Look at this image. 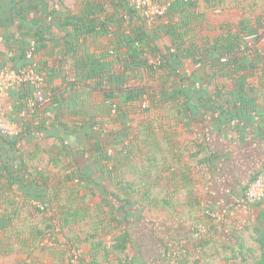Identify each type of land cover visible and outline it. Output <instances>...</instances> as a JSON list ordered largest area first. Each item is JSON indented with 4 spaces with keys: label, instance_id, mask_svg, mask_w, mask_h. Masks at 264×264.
<instances>
[{
    "label": "rangeland",
    "instance_id": "1",
    "mask_svg": "<svg viewBox=\"0 0 264 264\" xmlns=\"http://www.w3.org/2000/svg\"><path fill=\"white\" fill-rule=\"evenodd\" d=\"M51 2L54 0L50 1L49 6ZM133 2L134 0H129L130 5ZM160 2L161 6L167 8L163 16V19H167L171 4L167 0H160ZM58 6L61 5L58 4ZM210 19L220 23L226 18L225 15L219 14ZM161 20H151L149 25L152 26L151 30L158 32L154 40L161 47L163 55L167 56V48L173 52L176 50L175 54H170L169 60L166 62L167 72L173 71L172 79L175 82L177 81L176 72L188 76L194 75L196 72L193 81L196 82L195 89L199 88L203 71H201L202 66L197 64L198 55L190 57L191 48L183 45L178 49V46H174L168 36H163L160 30L161 24H159ZM182 20V15L177 13L176 24L179 27L183 25ZM214 32L206 25V30H197L194 34L201 40L204 36L213 35ZM200 43L201 41L198 42V44ZM151 55L149 53V60L150 64H153L157 60ZM173 55H176V58ZM1 70L19 72L12 66H5ZM129 78L128 82L134 84L137 77L131 75ZM193 81L186 83L187 93L189 90L193 91ZM4 94L7 92L4 91ZM87 102L82 105L81 113L77 117L81 121L89 118L87 122H82V127L85 129L80 131L87 148L84 150L79 146L78 152L65 158L62 163H59L61 169L53 172L64 176V168H69V171L72 172L80 167L82 176L99 185L98 189H95L92 184L82 183L86 186L84 187L79 185L78 181L73 183L68 181V185L71 187L61 190L60 200L71 208L82 207L77 217L83 214H87V216L80 223L64 227L62 215L54 211V206L58 205V201L52 196L51 189L48 192L43 190L45 195L35 194V200L31 205L18 207L13 199L17 192L15 193L3 185L0 199L5 202L1 203L3 206L0 207V214L8 217H5L6 225L0 231V264H52L53 262L55 264H123L126 258L132 260L133 264H170L173 257L176 256L178 257L176 261L181 264L186 261L188 264H255L257 262L261 252L256 241L257 236L253 232L256 223L251 210L245 207V203L239 201L244 188L241 191L232 189L233 184L229 179L230 176L221 174L212 176L210 172L204 175L202 172L204 166L198 165L199 159L196 158L192 163L195 166L193 173L195 179L183 184L184 188L176 193V141L178 128L180 131L184 126V123L176 122L179 111L176 109V106H179L177 102L166 104L162 110L156 109L155 111L152 110L153 108L151 111H146L145 108H148L149 105L140 107L138 103L124 121L119 118L117 111L112 112L109 111V108H102L100 114L94 104ZM118 109L115 107L114 110ZM72 112H77V108H73ZM200 116L198 113L197 117ZM4 118L0 98V124L8 127L3 123ZM156 118L163 119L165 122L164 127L155 128L158 133L157 141L164 150V152L160 151L156 157L159 164H152L150 167L156 170L151 171L148 164L144 165L143 158L146 152L136 148V152H132L128 163L119 172L117 179L119 184L115 186L110 173V169L114 167L112 158L110 164L103 163L101 166L99 157L103 155V152L101 153L100 148L94 149L95 144L88 140L87 136L99 130L98 127L91 128V124L97 125L98 123L102 126L101 129H106L108 133L114 132L122 124H126L132 128V135L136 137L141 132L144 122L155 121ZM117 119H120V122H115ZM79 127L80 125L77 126V128ZM181 132L182 135H186L182 139L187 140V133L190 131L184 127ZM179 138L180 136H178ZM102 140L103 142L109 141L105 148L113 155L121 146V144L115 145L116 141L110 143V139L104 134ZM132 142L129 140L125 145H132ZM15 148L21 151L23 147ZM17 153L5 152L4 158L0 156V166H5L6 158L10 159V163L14 165L11 161L14 157H20ZM119 154L124 155L125 152ZM182 156L184 160H188L190 155L188 156L187 152H182ZM47 163V158L43 157L31 161L30 166L44 170L47 168ZM160 165H162V170L170 167L171 171L164 170L159 173L157 169ZM144 166L146 170L150 171L143 169ZM142 169L146 171L145 174L142 173ZM261 172L263 173L264 169L260 170V174ZM145 175L156 182V185H152L150 190L143 185L142 177ZM50 177L51 180H57V178H52V175ZM158 179L159 182H157ZM14 189L17 190L16 187ZM35 189L28 190L34 193ZM104 190L105 192H103ZM115 192L123 198L122 201L115 202L113 199ZM107 198L111 202H115L114 205L113 203L109 204ZM192 198L194 200L190 204L189 200ZM127 201L132 203L127 207L128 214L119 210ZM17 209L20 213L16 211ZM208 210L211 212L210 216L207 215ZM18 213L19 215H17ZM203 222L212 228V232L201 225ZM125 234L128 235L127 238H124ZM203 235L206 238L204 244L202 240L197 241L198 243L194 241L191 244L192 240ZM32 236L34 237L33 241ZM210 236L216 237L211 238ZM26 239L31 242L27 244L24 241ZM125 245L127 247L125 252L117 251L120 249L118 246ZM185 245L188 249L193 246L188 258L185 257L187 254V249L184 250ZM3 250L5 251L3 252ZM9 251L12 254L5 256V252ZM95 254L97 259L93 260ZM107 254L110 257L106 261L104 258Z\"/></svg>",
    "mask_w": 264,
    "mask_h": 264
},
{
    "label": "crops",
    "instance_id": "2",
    "mask_svg": "<svg viewBox=\"0 0 264 264\" xmlns=\"http://www.w3.org/2000/svg\"><path fill=\"white\" fill-rule=\"evenodd\" d=\"M167 1L171 8L167 19L159 22L160 30L163 36H168L176 46V27L181 28L176 24V14L182 15L183 24L185 21V14H182L177 4L183 0ZM6 2L9 3L10 0ZM194 2L196 12L204 15L195 24L196 30H206L207 25L212 32L215 31L213 35H207L211 42L221 34L220 28L224 25L230 26L240 35L239 39L242 41L247 40L249 36L254 39V35L256 38L260 36L257 45L260 58L251 57L250 60L258 63L264 59V0H225L217 6L214 0ZM4 10L0 8V14ZM51 11V17L43 23L38 22L39 16L36 13L28 10L24 20L15 16L11 23H0V69L12 66L19 72L33 69L36 74H39V71L44 74L42 86L34 81L18 83L10 90L12 92L5 91L7 94L3 93L1 96V106L6 118L3 123L14 133L11 138H0L2 158L5 152H17L15 147H23L22 152H35L33 148L38 140H35L32 128L38 123L48 130L42 135V147L39 152L49 150L47 147L52 146L59 138L75 144V151L78 152V147L84 145V137L82 138L80 131L85 128L80 131L77 129L83 122L77 117L84 103L88 101L107 109L114 103L123 110L127 108L123 96L120 95L109 103L104 102L99 94L102 86L100 82L108 84L106 86L110 88L116 87L107 77L108 70V73L114 76H122L125 73L108 54L109 50H112L111 44L129 39L136 32L134 29L142 26L141 22H132L125 0H54L49 6V12ZM219 14L225 15V21H211V17ZM44 23L50 28V33L42 37L45 47L36 51L38 46L33 38L37 30H40L39 26ZM21 24L23 28L20 29ZM68 44L74 46L73 53H66ZM159 48L162 51L161 47ZM124 50L127 48L124 47ZM30 51H33L32 57L28 56ZM210 58L215 57L211 55ZM108 62L109 68L104 69V66L100 65ZM261 70L254 73L245 71L238 80L226 77L219 80L222 82L220 88L225 94L224 99L227 100L223 103L224 108L228 110L226 114L213 113L212 110L207 113L204 111L205 117L195 116L194 120L189 118L188 124L185 122L180 131L178 128L180 138L177 136V144H180V148L187 152L188 156L209 152L208 158V155L206 158H198V165L203 161L201 165L204 166V175L213 167V176H230L232 189L240 191L246 188L255 173L264 169V72ZM126 84L127 82L124 86H127ZM213 88L209 89L211 94L216 93ZM39 91H43L49 98V103L40 108L37 117L33 118V114L28 112L27 104ZM74 105L76 107H73ZM73 108H77V112L73 113ZM96 109L100 113V108ZM48 117L53 118L47 121ZM184 127L190 131L187 133V140L182 139L186 136L181 132ZM188 158L190 159V156ZM189 159L185 161L188 162ZM190 178L195 179L194 175ZM183 188L184 185L178 184L177 191L180 192Z\"/></svg>",
    "mask_w": 264,
    "mask_h": 264
},
{
    "label": "trees",
    "instance_id": "3",
    "mask_svg": "<svg viewBox=\"0 0 264 264\" xmlns=\"http://www.w3.org/2000/svg\"><path fill=\"white\" fill-rule=\"evenodd\" d=\"M214 1L217 2V6L223 3V1L225 0ZM125 2L129 7V14L132 22H141L142 26L136 27V29H134L136 32L131 35L129 39H126L125 41L121 40L120 42H113V44H111L112 50H109L108 54L114 59V63H117L118 66L125 70V73L122 74V76H114L112 74H109L108 70L107 77H109L110 83L116 84V87L110 88V86H106L108 84H104V82H102L101 84L100 82V85L102 86L99 91V94L104 102L111 103L110 101L118 99L120 95L125 98V101L127 103L126 110L121 109V107L119 105L116 106V104H113L114 106L112 105L109 109V111L112 112L117 111L119 114V118H121L122 121H124L125 117L129 115L131 111L133 112L134 107L138 105V103L140 107H146L147 105H149L148 108H145L146 111H151L152 108V110L155 111L156 109L162 110V107H165L166 104L169 105L171 102H177L179 106H176V109H178L179 111L177 112L176 122H179V124L185 122L186 124H188L189 118H191V120H194L195 116H197L198 113L202 118L205 117L203 113L204 111L205 113H207L212 110L213 113L220 112L221 114H226L228 110L224 108L223 103H225L227 100L224 99L225 94L222 93V88H220L221 83H218L219 80L224 77L238 80L245 71L254 73L257 70L262 69L261 71L264 72V59L259 61V64L255 63L253 60H250L252 59L251 57L256 59L260 58L258 56L260 54L257 48L258 42L261 39L260 36H257L256 38V35H254L255 39L253 36H249L247 40L242 41L239 39L240 35L234 32L230 28V26L224 25L220 28L221 34L218 37L214 38L212 42L210 41V38L208 36L203 37L201 38V40H199L198 36L194 34L195 32H197V30L195 29V24L201 17H204V15L196 12V3L194 2V0H183L181 2L179 1V3L177 4L182 14H185V21L181 28L176 27V45L178 46V49L183 45H187V47L191 48L192 50L189 51V56L197 57L198 55L197 64L202 66L201 71L203 72L201 74L199 88L195 89L196 82L193 81L196 72L191 76L179 74L178 72H176L177 81L175 82L172 79L173 71L167 72L166 70V62L167 60H169L170 54H175L176 50L175 52H173L172 50L167 48V56L163 55L158 44H156V41L154 40L155 36L158 34L157 30L153 31L149 28V24L151 22L148 21L141 12L137 11V9L134 8L133 4L130 5L129 0H125ZM49 3L50 0H18L16 2L10 0L9 3L6 2V0H1L0 8H4L5 10L2 14H0V23H11V21L13 22V20L15 19V16H19L22 20H24L25 12L27 10L29 12H34L37 14V16H39L37 17L38 22H46L48 17H51L53 13V11L49 12ZM44 15H46V17L43 18ZM158 19H162L160 22H163L164 20L163 17L157 18V20ZM74 26L76 28V25ZM19 27L21 29L23 28V25L21 24ZM121 27L123 28V26ZM39 29L40 30H37V33L33 38L36 42L35 44L38 46H36V51L39 49L42 50L45 47L42 37L44 35H49L50 33V28L45 23L44 25L41 24L39 26ZM199 41H201L200 44H198ZM124 47H126L127 50H124ZM74 51V46L68 44V50L66 51V53L70 54ZM149 53L152 54L151 56H153V58L157 60L153 64H150ZM211 55L215 58L211 59ZM63 56L65 57L66 54ZM174 57L176 58V55ZM224 59H227V61L224 62ZM244 60H246V62H249V64L247 65ZM59 63L62 65L61 61H59ZM109 63L110 62H108V64L103 63L100 65H103L104 69H106L109 68ZM41 73L42 72L39 71V74ZM131 75L137 77L134 84L128 82V80L130 79L129 76ZM178 79H180V81H178ZM191 81H193V91L189 90V92L187 93L185 90L188 88L186 87V83ZM126 82L127 86H124ZM211 88L216 90L215 94L210 93L209 89ZM94 107L98 109L100 108V113L102 111V108H104L102 106L99 107L98 105H95ZM115 107L119 109L114 110ZM38 110L39 109L36 110L35 114L33 113V118L37 117L36 115L38 114ZM189 115H191V117H189ZM51 118L48 117L47 121H49ZM88 120L89 118L85 121L87 122ZM119 120L120 119H117L115 122H120ZM85 121H83V123ZM164 123L165 122L163 119L158 120V118H156L155 121H146L142 124V130L140 129L141 132L138 133V136L136 137L132 135V128H130L126 124H120L121 126L117 128L116 131L110 133H108L104 128L101 129L102 126L98 123V126L93 123L91 124V128L98 127L99 130L87 136L88 140L95 144L94 149L100 148L101 153L103 152V155L99 157L101 166L103 163L105 165L110 164V160L112 158V164L114 165V167H112L113 165L111 166L112 168L110 169V173L112 175V181L115 182V186L119 184V182L117 181L119 172H121L125 164L128 163L129 157L131 156L132 152H136V148H139L140 150H142V152H146V155L143 158L145 160L143 161L144 165L148 164L151 171L156 170L150 167L152 164H159V160H157L156 157L160 154V151L164 152V150L161 144L157 141L158 133L156 132L155 128L164 127ZM82 126L83 124L81 123V129L83 128ZM80 127L77 128L79 129V131ZM112 127L114 128L115 126L113 125ZM46 132H48V130L44 125H40L39 123L36 124V126L32 128V133H35V140H38L37 143L34 144L33 151L35 152H22L16 150L19 153L20 157L13 158L11 162H13L14 165L10 163V159L8 158L5 159V163L2 160V163H4L5 166H0V193L3 185L9 187V189L13 190V192H17V195H13V199L14 201H16V206L23 207L27 204L31 205L33 200H35V194L40 193L41 195H45L43 190L45 192H48L49 189H51L52 196L56 201H58V205L54 206V211L59 212L62 215L64 227L80 223L84 220L87 214H83L77 217V215H79V213L81 212L82 207L74 206L73 208H71L70 206H67L64 201L60 200L61 190L71 187L68 185V181H71L72 183L74 181H78L80 183L79 185L81 186H84L82 185V183L92 184L95 189H98L99 185L96 182H91V180H88L87 178L82 176L80 167L78 168L79 171L77 169L73 170L72 172L69 171V168H64V176H61V174H54L53 172L58 171L57 169H61L59 163H62L65 158H69V155H74L76 153L74 147L75 144L72 145L71 142L69 143V141L59 138L52 146L48 148L49 150L39 152L42 147V141L40 140H42V135H44V133L46 134ZM75 132L78 131L75 130ZM103 134L110 139V143L112 141H116L115 145L119 146L121 144L118 150L115 151L114 155L113 153L110 154L111 152L106 150L105 147L108 145L106 143H108L109 141L103 142ZM118 137H120L122 141H119L117 139ZM141 137L142 139H140ZM0 138L5 139L4 137ZM129 140L133 141L132 145H125V143H127ZM81 147L86 150L85 144ZM120 152H125L126 155H121L119 154ZM182 152L184 151L180 148V144H177L176 141V193H178V184L183 185L193 180V178L190 177H193L194 173L195 166L192 164L194 163V159L197 158L198 160L199 156H201V158H206L205 156L209 154V152H198V154L196 153L194 155H190L189 162H185L184 157H181ZM43 157L47 158L48 160L46 169L42 170L30 166L31 161L33 162ZM208 157L209 155L207 156V158ZM206 162L209 161L206 160ZM201 164H203V161L200 163V165ZM161 166L162 165H160L159 167L157 166V170L159 171V173L164 172V170L171 171L170 167L167 169L163 168L162 170ZM192 166H194V168ZM48 167L51 168L48 169ZM143 169L146 170L145 166L143 167ZM143 169L142 173L144 174L146 173V171H150H145ZM210 173L213 174V167L210 169ZM51 175L52 178H57V180H51ZM78 175H80L81 177H79ZM259 175L260 172L256 173L253 176L251 182L254 181ZM142 178L144 183L143 185L146 189L150 190L152 185H156L155 180L152 181L146 175ZM157 182H159V179ZM15 187L17 188V190L14 189ZM248 187L249 186L244 188L242 196L239 197V201L245 203V207L251 210L252 217L256 223L253 227V232L257 236L256 241L260 246L261 255L255 264H264V198L257 201L247 199L246 191ZM30 188H36L34 193L29 192L28 189ZM103 192H105V190ZM113 195V199L115 200V202L122 201L123 198L119 197L116 192ZM107 199L109 201V204L112 205L113 203L114 205L115 202H111L109 198ZM192 200L194 199L192 198L189 200L190 204L192 203ZM3 202H5V200L0 199V207L3 206V204H1ZM131 204V202L127 201L125 202V204H123V206L119 208V210H122V212L128 214L127 207ZM19 209H17L16 211L19 212ZM19 213L17 215H19ZM207 215H211V212L209 210L207 212ZM5 217L8 216L0 214V231L6 225ZM201 225H203L206 230L208 228L209 231L212 232V228L209 227L208 224H205L203 222V224ZM127 237L128 235L125 234L124 238ZM210 237L215 238L216 236ZM33 238L34 237L32 236V241ZM205 239L206 238L204 235L200 236L196 238V240H192L191 244L194 241L198 243L197 241L201 240L204 244ZM24 241L27 244L31 242L29 239H26ZM118 247H120V249L116 247V249H118V252H125L127 250L126 245ZM184 247L185 251L187 249V254L185 255V257L188 258L190 256L189 254L193 250V246H191L190 249H188L186 245ZM4 251L5 250H3V252ZM11 254L12 253L10 251L5 252V256H9ZM95 256H93V260L97 259L96 254ZM109 257L110 255L107 254L104 259L107 261ZM177 259V256L173 257V260L172 262H170V264H181L176 261ZM52 264L55 263L53 262ZM123 264H133V262L132 260L126 258L125 263ZM183 264H188V261L184 262Z\"/></svg>",
    "mask_w": 264,
    "mask_h": 264
},
{
    "label": "built area",
    "instance_id": "4",
    "mask_svg": "<svg viewBox=\"0 0 264 264\" xmlns=\"http://www.w3.org/2000/svg\"><path fill=\"white\" fill-rule=\"evenodd\" d=\"M134 8L141 12L148 21L161 18L165 15V7L161 6L160 0H134ZM169 6V5H168ZM29 57L33 56V51L28 53ZM224 62L227 59L223 60ZM44 74H36L33 69L22 70L20 72L1 70L0 71V98L4 91L12 90L18 83H25L28 81H34L42 86L44 81ZM49 103V98L39 91L35 93L34 98L28 101V111L32 114L37 109L44 108ZM14 135L13 131L8 127L0 124V136L9 138ZM246 191L247 199L252 201L261 200L264 198V172L261 173L254 181L248 185Z\"/></svg>",
    "mask_w": 264,
    "mask_h": 264
}]
</instances>
